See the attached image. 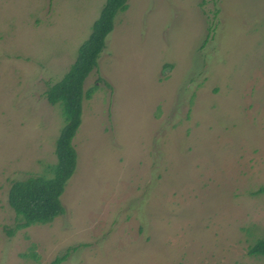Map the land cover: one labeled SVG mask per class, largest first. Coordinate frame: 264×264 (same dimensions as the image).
Returning a JSON list of instances; mask_svg holds the SVG:
<instances>
[{
  "label": "rangeland",
  "instance_id": "1",
  "mask_svg": "<svg viewBox=\"0 0 264 264\" xmlns=\"http://www.w3.org/2000/svg\"><path fill=\"white\" fill-rule=\"evenodd\" d=\"M103 3L0 0V264L71 245L57 264H264V0H127L84 80L65 212L8 233L11 183L57 159L45 91Z\"/></svg>",
  "mask_w": 264,
  "mask_h": 264
},
{
  "label": "trees",
  "instance_id": "2",
  "mask_svg": "<svg viewBox=\"0 0 264 264\" xmlns=\"http://www.w3.org/2000/svg\"><path fill=\"white\" fill-rule=\"evenodd\" d=\"M127 0H104L98 16L94 19L91 31L78 47L74 61L58 81L49 84L45 91L48 103H60L64 113V125L55 141L56 162L48 165L47 173L29 175L11 183L8 191V203L15 212V225L8 231L26 228L36 224L51 223L65 212L60 196L66 183L76 168V149L73 137L81 123L82 102L92 96L95 85L83 89L84 80L96 66V59L104 46L105 35L113 26L116 12L127 8ZM96 82L102 81L100 77ZM264 192V186L255 193ZM54 258L53 264L63 259L71 249ZM249 253L264 255V238H258L249 248Z\"/></svg>",
  "mask_w": 264,
  "mask_h": 264
}]
</instances>
